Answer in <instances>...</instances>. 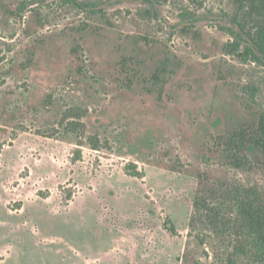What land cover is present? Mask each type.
<instances>
[{
  "label": "rangeland",
  "instance_id": "obj_1",
  "mask_svg": "<svg viewBox=\"0 0 264 264\" xmlns=\"http://www.w3.org/2000/svg\"><path fill=\"white\" fill-rule=\"evenodd\" d=\"M90 1L0 0V264H224L264 156L215 137L253 126L264 66L227 51L229 0Z\"/></svg>",
  "mask_w": 264,
  "mask_h": 264
},
{
  "label": "trees",
  "instance_id": "obj_2",
  "mask_svg": "<svg viewBox=\"0 0 264 264\" xmlns=\"http://www.w3.org/2000/svg\"><path fill=\"white\" fill-rule=\"evenodd\" d=\"M69 1L80 9L103 14V10L97 8L94 1ZM229 5L232 14L227 51L243 60L248 59L264 66V0H229ZM8 12L14 14L13 10ZM181 13L184 17L189 16L187 9ZM255 90V87H250L251 96ZM215 141L223 157L234 167L243 166L251 152L259 151L264 156V109L258 112L253 126H239L228 135L216 136ZM230 199L233 213V224L230 227L234 230L232 251L224 264H234L233 258L239 255L249 257L254 263L264 264V195L253 186H239L234 188ZM208 200V197L195 196V206L204 210L209 226L214 230L218 227L230 228V223L222 221L219 211Z\"/></svg>",
  "mask_w": 264,
  "mask_h": 264
}]
</instances>
